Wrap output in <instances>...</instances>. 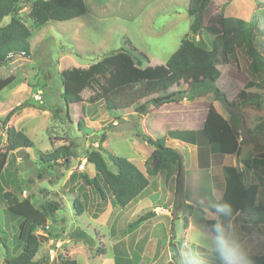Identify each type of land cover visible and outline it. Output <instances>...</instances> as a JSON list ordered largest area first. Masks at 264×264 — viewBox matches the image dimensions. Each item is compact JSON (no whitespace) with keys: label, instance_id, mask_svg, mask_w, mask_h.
I'll return each mask as SVG.
<instances>
[{"label":"rangeland","instance_id":"374dc122","mask_svg":"<svg viewBox=\"0 0 264 264\" xmlns=\"http://www.w3.org/2000/svg\"><path fill=\"white\" fill-rule=\"evenodd\" d=\"M26 1L20 5L18 16L32 31L31 57L14 55L7 64L0 66V77H16L13 84L0 91V118L15 109L6 127H0V161H7L2 181L5 191L23 199V192L26 190L27 196L37 205L48 199L59 203L60 209L55 219L48 220L46 226L36 231L45 239L41 240L40 250L35 258L44 260L43 264H59L61 259L67 258L77 260L78 264H172L174 249L180 252L177 259L182 262V254L187 253L182 247H186L193 254H203L206 264H219L218 258L207 248L209 229L205 220L210 197L213 194L220 195L225 184L222 182L215 193L211 185L212 177L204 176L209 171L208 167L201 172L196 169L195 148L188 144V148L174 144L169 132L175 128L201 129L203 118L207 116L214 98L219 99L217 88L221 92L226 91L229 101H233L249 80L257 87L255 91H261L264 95V74L253 75L249 70V59L243 51L237 50L238 68L220 65L222 86L209 88L204 93L189 92V98L161 107L148 105L145 114L137 111L136 106L142 105L148 97L125 111L116 112L107 110L102 103L89 111L86 102L82 105L72 104L68 115L67 107L59 96L62 90L60 75L63 70L88 67L112 51L122 48L130 51L135 63L136 60L140 61L143 68L148 64H165L187 33L196 42L204 38L210 48L213 36L205 32L201 36L191 35L189 27L192 18L187 12L189 0H85L88 11L83 16L68 21L51 20L44 25L33 21L29 15L30 3ZM226 1L228 0H212L205 12V26L209 23V18L221 11V5ZM258 3L264 5V0H232L225 8V14L250 21L260 10ZM9 20L10 17H5L2 25ZM262 30L264 31V27ZM141 53L147 56L146 60ZM186 87L185 84L174 86L167 92L184 90ZM90 93L91 89L86 90L84 98L87 99ZM218 103L220 110L224 109L233 116L232 123L241 136L242 144H248L251 140L264 143V132L255 128L257 123L264 122V102L261 106L242 104L238 108L226 107L220 99ZM81 117L85 119L81 125L82 130L78 125ZM243 121L246 123L243 124ZM8 126L23 130L33 141L32 147L15 152L7 151L5 142ZM200 129L196 130L197 147L205 150L209 144L200 134ZM140 131L154 138L166 136L167 144L178 146L185 159L184 182L177 205H174L176 172L173 166H169L174 170L172 176L168 167L162 169L156 187L149 188L146 200H141V208L152 201L151 203L161 208H169L168 212L156 208L157 214H172L168 224L161 217L147 224V231L152 232L153 237L152 243L146 245L140 242V231L134 232L138 227L132 229L131 224L150 209L145 208L131 220L119 221L114 213L110 218L101 217L99 221H95L92 217L102 213L103 205L97 207L95 204L92 209L85 206L87 213L81 217L74 207L75 198L81 201L87 199V204L89 200L93 203L95 199L101 201L98 193L84 181L83 174L91 178L97 176L95 166L87 162L86 156L89 150H100V137L103 133L106 134V140L101 144L103 152L108 151L132 162L135 160L134 164L145 168L146 159L153 149L140 136ZM72 142L77 146V157H73L70 163L63 159L50 162L41 160V155ZM255 147L264 154L263 147ZM211 148L214 153H219L216 146L211 145ZM241 148V156H252L248 146L242 145ZM224 157H213V175L221 177V181L224 177L221 170L223 166L219 162H225ZM78 159L86 161L84 169H78ZM108 164L116 171L110 160ZM259 182L260 192L264 195V182ZM104 188L114 202L113 194L105 186ZM247 221L251 223L248 219ZM19 222V217L11 214L6 202L0 200V237L1 240L7 238L11 255L18 254L13 248L17 243ZM238 222L234 224L248 254L264 255V225L256 230L252 228L253 223L251 228H244L243 221ZM57 242L60 246H56L55 254L50 255L48 249ZM6 254V248L0 241V264H8L5 262Z\"/></svg>","mask_w":264,"mask_h":264},{"label":"trees","instance_id":"16d2710c","mask_svg":"<svg viewBox=\"0 0 264 264\" xmlns=\"http://www.w3.org/2000/svg\"><path fill=\"white\" fill-rule=\"evenodd\" d=\"M24 1L26 0H0V66L7 64L14 55L31 57L32 31L18 16L20 5ZM231 1L223 3L221 11L209 18L206 26L204 24L205 12L212 0H189L187 4L188 15L192 18L189 27L191 35L201 36L204 32L212 35L211 48L204 38L196 42L187 33L181 39L178 49L165 64H148L143 68L140 61L136 60L135 63L130 51L122 48L112 51L88 67L63 70L60 75L62 90L59 96L67 107V114L69 115L70 105H82L84 102L91 105L102 103L107 110L115 112L125 111L148 97L146 102L136 106L137 111L145 114L148 105L161 107L167 103L189 98V92L197 94L209 88H216L218 85L222 86V73L219 66L231 65L238 68L237 50L243 51L249 59V70L253 75L264 74V31L262 30L264 5L258 3L260 10L248 21L225 14V8ZM26 2L30 3V17L40 25L51 20H72L83 16L88 11L85 0H28ZM5 17H10V20L2 25ZM133 51L137 52V49L133 48ZM141 56L147 59L145 54L141 53ZM15 80V75L0 77V91L13 84ZM182 84L187 85L184 90L176 91L175 89V91L167 92L172 87H179ZM205 86L208 88L204 89ZM253 86L254 82L247 83L246 89L241 90L233 101H229L226 91L221 92L219 88L216 91H218V98L224 102L226 107L238 108L242 104L261 106L264 102V95L261 91L248 90ZM90 89L91 93L85 99L83 93ZM14 113L15 109H12L0 118V127H6ZM83 120H85L84 117H81L78 122L80 130H82ZM255 128L257 131L264 132V122L257 124ZM6 132L7 151L14 152L32 147L33 141L23 130L8 126ZM201 132L210 145L216 146L220 154H240L241 142L236 126L231 120L225 119L213 105L208 109ZM177 134L180 138H184L182 140L195 144L196 131H176L172 133V136ZM140 136L153 149L145 162V172L127 158L116 156L108 151L103 152L101 144L106 140L105 133L100 137V150H89L87 153V161L95 166L97 176L91 178L83 174V179L94 192L98 193L103 206L108 201L104 186L113 194L114 202L118 206L126 207L130 202L143 196L144 191L151 186L152 180L162 169L166 167L170 169L172 166L176 172L174 205L180 202L185 174L182 154L175 147L167 144L166 136L154 138L143 131H140ZM74 144L72 142L62 145L48 154L41 155V160L50 162L63 159L64 162L70 163L73 157H77V146ZM108 160L115 165L116 171L110 168ZM259 161L264 164V154L260 152L254 158L243 159V169L233 165L223 167L225 178L223 199L233 205L236 215L244 214L254 224L264 223V203H257L259 186L246 183L245 168L252 169L253 165L258 164ZM6 166V159L0 161V200L6 202L8 211L16 218L19 217L20 222L17 228V243L13 248L18 251V254L11 255L7 238L1 240L0 237L7 252L5 262L8 264H43L45 261L37 260L35 256L39 253L41 240L45 237L38 235L36 231L46 226L48 220L55 219L60 209L59 203L48 199L37 205L30 196L20 199L18 195L5 191L2 181ZM74 207L77 215L80 216L85 210V203L75 198ZM152 215L153 211L147 212L131 224V228L140 226ZM213 223H215L214 219L206 220L209 230ZM179 246L177 247L180 248ZM182 248L187 253L190 252L186 247ZM174 251L172 264H179L181 259L177 258L180 252L176 249ZM249 256L252 264H264V255L249 254ZM59 264H78V262L67 258L61 259Z\"/></svg>","mask_w":264,"mask_h":264},{"label":"crops","instance_id":"0c3cea01","mask_svg":"<svg viewBox=\"0 0 264 264\" xmlns=\"http://www.w3.org/2000/svg\"><path fill=\"white\" fill-rule=\"evenodd\" d=\"M249 82L250 81L247 80L242 89H246V85ZM256 89H257V87L256 86H253V87L249 88L248 90L255 91ZM218 101H219V99H215L214 98V103L212 102L213 105H214V107H215V109L225 119L232 121V119H233L232 118L233 117L232 115L230 116V114L227 113L226 110H224V109L223 110H220L219 109V105H218L219 103H218ZM165 105H167V104H165ZM96 106L97 105H91V104L87 103L88 111L91 110V109H94ZM224 111L226 113H224ZM88 118H90V117H88ZM205 118H203V123L205 121ZM244 123H246V121H243V124ZM259 123H257V124H259ZM16 125H18V124H16ZM202 128H203V126L201 127V129ZM199 129L200 128H197V129L196 128H175V129H173L172 131L169 132V136L172 138V140H174V144L175 143H178V145L181 144V146H183V147H186L187 146L186 144H188V145H191V146H193L195 148L196 156H197L196 169H197V171L201 172L202 170H204L205 167H208L209 171L204 176L209 175V176L212 177L213 181H212V184L211 185H212L213 190H214L215 193H216V190L217 189L218 190L220 189V185H221L222 182H224V184H225V178L223 177V181H221V177H215L216 175L215 176L213 175V164H214L213 157L225 156L224 158H226V161L225 162H223V161H220L219 162L220 165H222L223 167L224 166H227V165H233V166H240L243 169V167H242V165H243L242 164V160L243 159H246V157L241 156V151H242V148L241 147H242V145H246V146H248L251 149L252 156L250 158H254L257 155V153H259L258 150H256L255 145H257V147H258L257 149L262 148V147L264 149V143H260V142H257V141L255 142V141H252L251 140L248 144H242L241 136H239V141L241 142V147H240L241 150H240V154L239 155L238 154H220V153H214L213 152V149L211 148V145L209 143H208L209 144V147H207V148L205 147V150H199L198 147H197V146H199L197 144L198 143V140H197V138H198V132L196 131V130H199ZM201 129H200V134H202V132H201L202 130ZM187 130H194V131H196V138H195L196 141H195V144H191V143H188V142L182 140L184 138H180L179 134L173 135L175 138H173V136H172V133H175L176 131H187ZM202 136H203V134H202ZM175 147L180 152V148H178V146H175ZM186 148H188V147H186ZM78 160H80V159H78ZM183 160L185 162L184 157H183ZM134 162H135V160H134ZM144 167H145V164H144ZM223 167L221 169L222 170V174H223ZM184 168H185V164H184ZM140 169L143 172H145V170H146V168H142V167ZM245 171H246V179H245L246 183H248V184H257L259 186V185H261L260 182H259L260 180L264 182V164H261L260 161H259L258 164L255 163L253 165V168L252 169L251 168H245ZM169 173H170V175L173 174V169H170V172ZM160 174H161V172L159 174H157V175H160ZM157 180H158V176L152 180L151 186L149 188L152 187L154 189L156 187ZM149 188H147L144 191L142 197H140L137 200H134V201L130 202V204L128 206H126V207H120V206H118L117 203H114L113 201H111L110 197L108 196L107 204L104 207L102 206V213L99 216H97V217H94V218L92 217V219L95 220V221H99L101 217L102 218H105V217L106 218H110L115 213V218L116 219H119V221H121L122 219L123 220H127V219L128 220H131L132 218H134L135 216H137L140 212L144 211L145 208L146 209H150L149 211H153V215L149 218V220L145 221L143 224H141L140 226H138V228L136 230H134V232L140 231V234H141L140 242H143L144 245H146L148 243H152L153 234H152V232L147 231V226L152 222V220L158 219L160 217H161L162 220H164L165 223H167L168 219L171 218L172 214H169V215H160V214H157L156 211H155L156 208H159V210H163L164 209V210H166V212H168V209L169 208L168 209L161 208L160 206L151 203L152 201H149L148 202L149 203L148 205H145L144 207L141 208V205H142V201L141 200H143V201L146 200L147 196H145V195L148 192ZM224 190H225V187L221 190V194L219 196H223ZM88 198L90 199V197H88ZM86 200L84 199L83 201L85 203V206L88 209L94 208L95 204L97 205V207L102 205V203L99 202L97 199H95V201H94L95 203H93L92 201L90 202V200H89L88 201V204H87V201ZM186 202L187 201H185V203ZM257 203L258 204H263L264 203V195H262L261 192H260V186H259L258 195H257ZM86 207H85V210H84L83 214L84 213H87V208ZM238 216H240V217L238 218ZM79 217H81V215ZM244 217H246L244 214L238 213L236 215L235 220L233 221V223L234 222H237V221L240 222L242 220L243 221V227L244 228H251V226H250L251 223H249L247 221L248 218L247 217L244 218ZM207 219H211V218H209V216H207L206 217V220ZM263 225H264V223L263 224H254L253 223V225H252L253 227L252 228L257 230L258 228L262 227ZM144 228L146 230H144ZM256 230H254V231H256ZM242 236L244 237V233L243 232H242Z\"/></svg>","mask_w":264,"mask_h":264},{"label":"clouds","instance_id":"9594fccd","mask_svg":"<svg viewBox=\"0 0 264 264\" xmlns=\"http://www.w3.org/2000/svg\"><path fill=\"white\" fill-rule=\"evenodd\" d=\"M209 204L208 216L214 219L215 223L211 225L207 236L208 251L218 258L219 264H252L233 223L236 217L233 205L222 196L215 194L210 197ZM181 264H206V260L203 254L188 252L182 254Z\"/></svg>","mask_w":264,"mask_h":264},{"label":"built area","instance_id":"2783aa9c","mask_svg":"<svg viewBox=\"0 0 264 264\" xmlns=\"http://www.w3.org/2000/svg\"><path fill=\"white\" fill-rule=\"evenodd\" d=\"M81 161H80V164H79V167H78L79 170L84 169L85 165H86V161L85 162H81ZM23 194L26 196L27 195V191H24ZM56 246L59 247L60 243L57 242L56 245L53 244V245L50 246V248L48 249V252L50 253V255H54L55 254V251H56V248H57Z\"/></svg>","mask_w":264,"mask_h":264}]
</instances>
